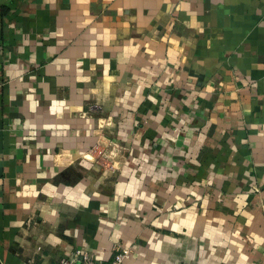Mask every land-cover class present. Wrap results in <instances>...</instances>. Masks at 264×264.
<instances>
[{"label":"crops","instance_id":"1","mask_svg":"<svg viewBox=\"0 0 264 264\" xmlns=\"http://www.w3.org/2000/svg\"><path fill=\"white\" fill-rule=\"evenodd\" d=\"M264 264V0H0V264Z\"/></svg>","mask_w":264,"mask_h":264},{"label":"built area","instance_id":"2","mask_svg":"<svg viewBox=\"0 0 264 264\" xmlns=\"http://www.w3.org/2000/svg\"><path fill=\"white\" fill-rule=\"evenodd\" d=\"M114 252L113 259L110 264H123L126 259H129L132 254V250L129 247H125L120 241H116L112 245ZM57 264H100L95 257L88 251L77 250L69 257L63 258Z\"/></svg>","mask_w":264,"mask_h":264}]
</instances>
